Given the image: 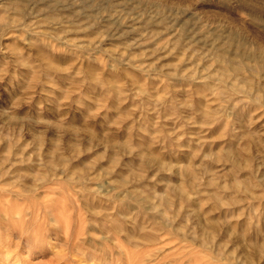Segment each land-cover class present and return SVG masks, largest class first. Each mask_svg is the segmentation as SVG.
Here are the masks:
<instances>
[{
    "label": "rangeland",
    "instance_id": "374dc122",
    "mask_svg": "<svg viewBox=\"0 0 264 264\" xmlns=\"http://www.w3.org/2000/svg\"><path fill=\"white\" fill-rule=\"evenodd\" d=\"M0 264H264V0H0Z\"/></svg>",
    "mask_w": 264,
    "mask_h": 264
},
{
    "label": "bare ground",
    "instance_id": "6f19581e",
    "mask_svg": "<svg viewBox=\"0 0 264 264\" xmlns=\"http://www.w3.org/2000/svg\"><path fill=\"white\" fill-rule=\"evenodd\" d=\"M15 207V206H14ZM19 208V207H18ZM13 211V210H12Z\"/></svg>",
    "mask_w": 264,
    "mask_h": 264
}]
</instances>
